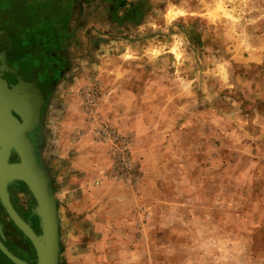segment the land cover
Listing matches in <instances>:
<instances>
[{
  "label": "rangeland",
  "instance_id": "rangeland-1",
  "mask_svg": "<svg viewBox=\"0 0 264 264\" xmlns=\"http://www.w3.org/2000/svg\"><path fill=\"white\" fill-rule=\"evenodd\" d=\"M176 2L187 15L175 18L179 11L170 7L167 31L154 42L140 39L130 53L134 59H122L125 51L115 45L87 53L100 65L84 71L102 73L106 81L96 114L81 105L90 134L98 143L94 132L105 123L126 135L136 177L113 176L110 158L104 175L131 196V212L122 213L128 225L119 227L115 217L111 228L103 222L65 226L60 264H264V0ZM173 36L182 37L189 58L179 72L195 81L191 96L176 78L172 54H145L173 43ZM221 64L230 87L217 75ZM136 89L142 96L137 105L128 99ZM56 109L44 124L48 145ZM44 163L55 187L46 156ZM19 186L27 189L13 183L10 195L27 207L35 198L28 189L15 192ZM4 223L5 234L22 238L14 224Z\"/></svg>",
  "mask_w": 264,
  "mask_h": 264
},
{
  "label": "crops",
  "instance_id": "crops-1",
  "mask_svg": "<svg viewBox=\"0 0 264 264\" xmlns=\"http://www.w3.org/2000/svg\"><path fill=\"white\" fill-rule=\"evenodd\" d=\"M176 1L0 0V18H7L5 24L0 19V25L11 30H14L16 26L24 32L31 29L42 33L48 31L50 35L58 37V40L62 39L61 47H58L56 51L66 54L71 62L58 82L48 109L44 112L45 119L41 121L44 125L47 117H50V109L60 107V111L56 109L58 111L56 120L52 121V126H48L52 128V136L48 139L49 145L47 142L49 151L46 150L47 152L44 153V158L46 156L49 167L54 173L56 182L54 189L58 202H61L58 206L60 245L62 244V229L65 226L74 227L77 223L84 229L85 227H100L103 222L106 227L111 228L115 227L116 217L119 222L118 226L123 227L121 225H128V223L122 220L124 217L122 213L131 212V202L128 200L131 196L128 195L125 187L117 183L113 184V181H109L104 175L110 162L108 145L93 140L81 108L83 103L81 90L86 86H91L100 78H102L101 84L106 83L102 73L98 76L97 72L94 74L84 71L85 68H98L100 65V59L98 61L92 57V54L87 53L94 52L95 55L107 53L114 45L120 52L129 48L134 51L139 49L140 39H146L147 43L154 42L155 35L159 37L163 32L161 30L168 27L171 18L168 17L166 11L170 7L175 11H181ZM152 25H156V28ZM115 38L118 40L112 41ZM137 91L136 89L134 95L132 92L133 96L128 98L137 100L136 105L142 98L140 91ZM103 93L106 95L105 90ZM117 94L118 91L116 96ZM120 97L124 99L127 96L123 94ZM59 99L62 101L60 102ZM60 114L65 116H60ZM79 132L83 134L77 137L76 134ZM103 148L107 153L101 151ZM96 180L104 182L96 185ZM14 188L15 192L27 193V189L21 186ZM10 196L15 210L21 216V213L28 215L32 209L39 230L38 236L41 235L40 218L35 213L36 201L32 203L31 200L26 207V205H21L13 194ZM116 199L119 201L113 204ZM27 208L30 209L27 210ZM116 210H118L117 215H109L115 213ZM22 217L28 221L24 216ZM5 219L18 228L0 199V234L2 236L0 241L2 243L5 238L2 226ZM84 235L85 232L83 238ZM83 244L90 245V242ZM36 258L38 259L37 253Z\"/></svg>",
  "mask_w": 264,
  "mask_h": 264
},
{
  "label": "flooded vegetation",
  "instance_id": "flooded-vegetation-1",
  "mask_svg": "<svg viewBox=\"0 0 264 264\" xmlns=\"http://www.w3.org/2000/svg\"><path fill=\"white\" fill-rule=\"evenodd\" d=\"M0 19L5 24L7 18ZM31 30L24 32L16 26L11 30L0 25V154L2 145L6 143V134L9 133L10 137L18 133L20 135V129L26 122L34 124L33 121L39 117L41 121L45 119L44 112L48 109L58 82L71 65L66 54L56 51L61 47L62 39L58 40L48 31L42 33ZM40 131L41 128L36 127L30 134L31 140L37 141ZM18 161L19 156L13 152L10 162ZM21 214L30 221V226L38 235L32 209L28 215ZM2 226L5 236L3 245L8 251L28 264H38L35 247L30 239L20 229L17 231L22 238L5 234V223ZM0 264H15L1 248Z\"/></svg>",
  "mask_w": 264,
  "mask_h": 264
},
{
  "label": "water",
  "instance_id": "water-1",
  "mask_svg": "<svg viewBox=\"0 0 264 264\" xmlns=\"http://www.w3.org/2000/svg\"><path fill=\"white\" fill-rule=\"evenodd\" d=\"M36 118H38V113ZM33 123L26 122L20 129V135L18 133L17 136L10 137L9 133L6 134V143L2 145L3 150L0 154V199L10 218L34 244L38 264H60L58 198L51 175L44 163L47 130L45 125L41 123L40 117ZM36 127L41 128L39 142L30 138V134L36 130ZM13 152L19 156L18 162H10ZM16 182L24 183L36 200L35 213L40 218L41 228V235L39 236L12 204L10 185ZM0 248L15 264H28L9 252L1 241Z\"/></svg>",
  "mask_w": 264,
  "mask_h": 264
},
{
  "label": "built area",
  "instance_id": "built-area-1",
  "mask_svg": "<svg viewBox=\"0 0 264 264\" xmlns=\"http://www.w3.org/2000/svg\"><path fill=\"white\" fill-rule=\"evenodd\" d=\"M83 98V109L88 114H96L99 110L100 100L102 97L101 82L95 83L93 86L84 87L81 90ZM93 121L92 118H89ZM93 123V122H92ZM90 129V127H89ZM83 132L76 134L77 137L81 136ZM98 143L108 145L109 155L111 161L114 162L113 176L120 179H126L127 175L131 178L136 177L137 164L135 163L131 153V141L129 138L121 133L118 129L105 123L97 128L94 132ZM100 182L98 181V184Z\"/></svg>",
  "mask_w": 264,
  "mask_h": 264
},
{
  "label": "clouds",
  "instance_id": "clouds-1",
  "mask_svg": "<svg viewBox=\"0 0 264 264\" xmlns=\"http://www.w3.org/2000/svg\"><path fill=\"white\" fill-rule=\"evenodd\" d=\"M185 15H187L186 12L179 11L177 13L176 18L184 17ZM152 27L156 28V25H152ZM164 31L166 32L167 29H164ZM172 40H173V43L165 45V46H157V47L150 48L145 54L149 55L152 59L160 57L162 54H165L166 51H167V53L172 54L175 57V67L178 69V71L176 73V78H177L178 82L180 83V85L182 86L183 91L187 95L191 96V95H193V93L190 90L193 88V84L195 83V81H189L186 79H181V74L179 72V68L189 59L187 57L185 51L183 50L182 37L173 36ZM130 53H131V49L129 48L125 51V54L122 57V59H125V60L134 59L135 57L133 55H131ZM81 62H83V61H81ZM225 69H226L225 64L218 65L217 66V75L220 76L224 85L230 87V85H228V76H227ZM67 235H68L69 239H74L73 233L71 230L67 233Z\"/></svg>",
  "mask_w": 264,
  "mask_h": 264
}]
</instances>
